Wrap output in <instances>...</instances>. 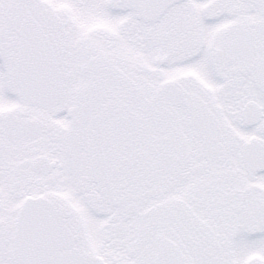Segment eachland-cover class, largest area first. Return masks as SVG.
<instances>
[{"label": "snow or ice", "instance_id": "obj_1", "mask_svg": "<svg viewBox=\"0 0 264 264\" xmlns=\"http://www.w3.org/2000/svg\"><path fill=\"white\" fill-rule=\"evenodd\" d=\"M0 264H264V0H0Z\"/></svg>", "mask_w": 264, "mask_h": 264}]
</instances>
